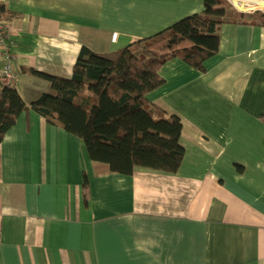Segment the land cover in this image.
Listing matches in <instances>:
<instances>
[{
	"label": "crops",
	"instance_id": "crops-1",
	"mask_svg": "<svg viewBox=\"0 0 264 264\" xmlns=\"http://www.w3.org/2000/svg\"><path fill=\"white\" fill-rule=\"evenodd\" d=\"M1 7L17 16L0 19L10 55L0 51V75L8 62L29 104L49 83L22 68L69 77L82 46L117 50L201 12L203 0ZM203 66L168 60L146 95L180 118L175 173L113 172L82 139L22 111L0 141V264H264V25L223 23Z\"/></svg>",
	"mask_w": 264,
	"mask_h": 264
},
{
	"label": "trees",
	"instance_id": "trees-1",
	"mask_svg": "<svg viewBox=\"0 0 264 264\" xmlns=\"http://www.w3.org/2000/svg\"><path fill=\"white\" fill-rule=\"evenodd\" d=\"M225 0H203L201 12L187 15L153 35L117 50L82 46L69 77L22 68L49 83L27 104L14 84L0 75V141L22 111L33 110L49 124L80 138L90 159L130 175L136 167L175 173L184 155L181 121L151 106L146 95L164 83L160 67L179 58L203 71L219 48L225 22L264 25V13H234ZM17 13L0 8V19ZM87 182H84L86 199Z\"/></svg>",
	"mask_w": 264,
	"mask_h": 264
},
{
	"label": "built area",
	"instance_id": "built-area-1",
	"mask_svg": "<svg viewBox=\"0 0 264 264\" xmlns=\"http://www.w3.org/2000/svg\"><path fill=\"white\" fill-rule=\"evenodd\" d=\"M231 2H233V5L237 8L238 6H243V5H238L239 3H246L244 1L241 0H230ZM264 2V0H262ZM228 3L230 4L229 0ZM249 8H252L253 10L255 9H260L264 11V4L263 6H251L248 5ZM238 10V9H236ZM240 12H250L249 10L247 11H241L238 10ZM5 38H6V28L5 26L0 22V51L2 53V56L5 60H8L10 55H9V51H8V44L5 42ZM2 75L8 80L9 83H12V80L15 78L14 73L12 72V69L10 67V65L8 64V62L3 66L2 68Z\"/></svg>",
	"mask_w": 264,
	"mask_h": 264
},
{
	"label": "rangeland",
	"instance_id": "rangeland-1",
	"mask_svg": "<svg viewBox=\"0 0 264 264\" xmlns=\"http://www.w3.org/2000/svg\"><path fill=\"white\" fill-rule=\"evenodd\" d=\"M225 1L228 2V0H225ZM229 2H230V7H228V13H229V15H232V14L235 13V12H237V13L248 14L247 12H240V11H238V10H241V11H247V10H249V11H250L249 14H255V15H258L260 12H263V13H264L263 10H260V9H255V10H253L252 8H249V6H248L246 3H243V6H238V7L236 8V7L233 5V2H231L230 0H229ZM236 9H238V10H236Z\"/></svg>",
	"mask_w": 264,
	"mask_h": 264
},
{
	"label": "bare ground",
	"instance_id": "bare-ground-1",
	"mask_svg": "<svg viewBox=\"0 0 264 264\" xmlns=\"http://www.w3.org/2000/svg\"><path fill=\"white\" fill-rule=\"evenodd\" d=\"M241 1H244L246 2L247 5H251V6H260L264 4V2L262 0H241ZM238 5H243V3H239L238 2Z\"/></svg>",
	"mask_w": 264,
	"mask_h": 264
}]
</instances>
